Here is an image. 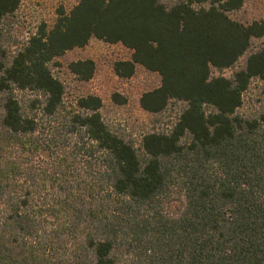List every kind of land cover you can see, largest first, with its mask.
Returning a JSON list of instances; mask_svg holds the SVG:
<instances>
[{
  "label": "trees",
  "instance_id": "trees-1",
  "mask_svg": "<svg viewBox=\"0 0 264 264\" xmlns=\"http://www.w3.org/2000/svg\"><path fill=\"white\" fill-rule=\"evenodd\" d=\"M22 1L0 0V25ZM244 4L81 0L12 56L0 53V264H49L47 252L75 236L68 264H119L138 249L139 264H264V115L237 114L251 81L264 80V47L232 77L213 74L264 37V22L232 17ZM92 39L132 52L115 64L119 78L137 66L161 77L141 97L145 112L186 104L171 130L136 148L105 123L97 96L63 112L66 89L50 64ZM69 69L88 82L96 65Z\"/></svg>",
  "mask_w": 264,
  "mask_h": 264
},
{
  "label": "rangeland",
  "instance_id": "rangeland-1",
  "mask_svg": "<svg viewBox=\"0 0 264 264\" xmlns=\"http://www.w3.org/2000/svg\"><path fill=\"white\" fill-rule=\"evenodd\" d=\"M81 0H23L18 11L6 17L0 25V53L12 56L22 49L39 28L46 26L51 29L57 22L59 12L63 9L69 13ZM167 4H173L180 0H162ZM232 17L243 24L264 22V0H245L243 8L232 14ZM264 47V37L253 41L250 51L240 60L234 69L223 72L214 71V76L223 75L232 77L235 70L246 65L251 53ZM132 52L121 44H108L98 39H92L82 49L67 52L51 64L53 75L60 80L66 89L64 113L74 109L76 102L89 95L102 99L101 110L105 123L125 141L140 148L143 137L150 132H168L178 121V118L186 108L181 101H171L168 108L156 115L145 112L140 100L144 93L152 91L161 85V77L156 73L147 71L142 66H137L135 75L129 79L119 78L114 66L119 61H129ZM92 60L96 65V71L92 80L83 82L69 69L70 64L77 61ZM19 97L32 96L31 93L17 92ZM120 95L126 99L124 105L115 102L114 96ZM237 114L250 120H258L264 115V80L254 78L249 89L244 93L243 105ZM91 172V171H90ZM80 173L79 171L77 174ZM76 175V171H75ZM83 188V187H82ZM181 194L172 202L171 210L177 212L181 206ZM76 235V234H75ZM61 247H55L47 252L49 264H68L75 248V258L79 246L78 239L62 240ZM68 244L70 252L64 249ZM49 249V248H48ZM68 254H65V253ZM123 251L119 264H139L140 249L127 253ZM137 252V253H136ZM43 258V250L40 255ZM79 264L77 260H71ZM40 264V263H38ZM85 264H90L86 261Z\"/></svg>",
  "mask_w": 264,
  "mask_h": 264
}]
</instances>
